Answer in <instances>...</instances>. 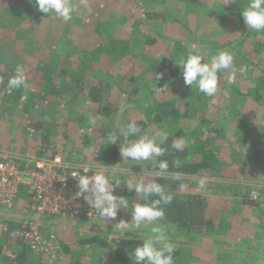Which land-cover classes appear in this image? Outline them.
<instances>
[{
    "label": "trees",
    "instance_id": "trees-1",
    "mask_svg": "<svg viewBox=\"0 0 264 264\" xmlns=\"http://www.w3.org/2000/svg\"><path fill=\"white\" fill-rule=\"evenodd\" d=\"M78 1L69 0L77 6L73 14L77 22L74 19L64 22L54 14L39 12L35 0H0V118L8 125L20 126L17 131L0 133V149L15 148L20 136L41 135L40 146L48 152L52 138L50 132L45 133V127L51 126L57 114L63 116L60 127L66 126V132H71L63 133L60 141L67 142L72 132H80L91 146L86 150L92 160L119 169L126 165L119 154L120 141L106 145L105 138L111 131L118 132L122 125L135 120L142 134L151 136L153 131L160 130L168 133V141L162 145L168 152L159 158L169 162L168 173H212L225 177V170L242 174L244 167L232 168L217 145L220 138L232 137L238 124L245 122L243 134L254 131L257 138L247 145L250 161L264 171V111L261 117L256 115L258 111L254 112L264 104V32L248 30L244 23L242 11L249 0H231L227 7L219 6L220 0H198L207 4H201L203 9L209 6L210 11L201 13L198 22L191 25L178 19L171 21V35L148 25L169 20L166 9L157 0ZM153 4L159 9L155 10ZM125 10L139 19L141 28L131 32L117 22L114 24L113 17L121 16ZM219 18L225 23L221 21V24ZM54 29L66 31L65 42ZM193 44L197 45L195 49L191 48ZM67 45L71 49L65 51ZM220 50H227L233 56L235 82L228 84L231 71L223 73L215 97L199 93L195 86L193 89L186 86L177 65L179 61L194 51L206 53L205 60L210 63ZM17 67L24 68L28 88L9 93L7 82ZM117 73L123 77L121 80L117 79ZM159 73L163 74L161 79L156 78ZM139 87L145 93V108L134 98ZM156 87L163 90L157 92ZM131 109H140L144 115L128 117ZM74 115L77 118L71 119ZM226 124L233 130L227 131ZM177 137L185 139L183 152L171 148L172 140ZM173 161H178L179 166L174 167ZM154 166L158 171L155 161ZM153 180L175 197L165 206L166 218L162 223L172 227L175 241L180 237L188 240L177 246L174 264H199L194 247L203 239L247 237L240 207L261 211L264 204L261 196L251 199L244 195L241 205L221 209L200 194L170 191L167 177ZM23 189L26 190L21 189V198ZM119 191L115 190L113 195L120 197ZM20 229L21 225L14 221H0V264H47L49 259L32 250L18 235ZM70 241L61 239L63 252L70 255L69 264H83L88 251L92 252L88 264H135L129 253L143 243V239L130 237L109 241L97 233L71 237ZM238 264L250 263L242 260Z\"/></svg>",
    "mask_w": 264,
    "mask_h": 264
},
{
    "label": "rangeland",
    "instance_id": "rangeland-1",
    "mask_svg": "<svg viewBox=\"0 0 264 264\" xmlns=\"http://www.w3.org/2000/svg\"><path fill=\"white\" fill-rule=\"evenodd\" d=\"M75 1V0H71ZM78 1V0H77ZM82 0H79L80 2ZM197 1V2H196ZM229 0H220L219 6L229 5ZM160 7H164L166 9V15L169 17V20H164L160 22H149L148 25H151L152 29L159 30L161 33L165 34H172V25L170 24L171 21L178 19L179 21L186 23L188 25L194 24V22H198V17L202 15L201 13L207 14L210 11L209 9H203L202 5H207L204 3H199L198 0H157L156 2ZM228 3V4H227ZM157 4H153V8L158 10L159 7ZM227 4V5H226ZM223 10V9H221ZM219 12H221L218 9ZM225 11V10H223ZM224 13V12H223ZM132 14V16H131ZM121 16H114V24L116 22L119 26L128 28L131 32L141 28V22L139 19L135 17V15L130 10H125ZM132 18H131V17ZM76 21V18H73ZM171 19V20H170ZM219 22L221 24L225 23L221 18H219ZM80 21V20H79ZM223 23H222V22ZM77 22V21H76ZM219 24V23H218ZM53 26V25H52ZM54 27V26H53ZM117 27V25L115 26ZM178 30L181 29V26H178ZM55 28V27H54ZM144 28V27H143ZM175 28L174 30H176ZM58 29H54L58 38H63L65 42L66 38V31H57ZM176 37V34H175ZM71 47L69 45L66 46L65 51L70 50ZM133 57L134 52H132ZM117 75V79H122L121 74ZM93 82V81H91ZM140 89V90H139ZM136 95L134 96L135 100L141 104L142 108L147 106L145 102V93L139 87ZM141 95V97H140ZM261 106V105H260ZM130 114L128 117H132V114L137 116H143V111L140 109H131ZM258 111L256 115L262 116V112L264 111V104H262V108H258L254 110V112ZM63 116H58L57 114L51 121V126L45 127V133L48 134L50 132L52 143L49 144L48 152L45 151L41 146V135H37L35 137L29 136H20L17 138V145L13 149H6L4 151L12 152L19 155H38L40 152L45 153H52L55 152L58 155L62 156L66 161H69L75 165L80 166H88L90 168H94L96 166H101L92 160V155L87 153L89 147H91L88 142L85 140L84 134L80 132H72L71 139L67 142L60 141L59 137L64 135L63 133L66 132V126L60 127V123L63 122ZM77 118L74 115L71 119ZM59 124V127L57 126ZM20 127V126H19ZM18 126L8 125V123L2 121L0 118V133L3 130L11 133L12 131H17L19 128ZM226 130L230 131L233 130L231 125H225ZM246 129L245 122H240L238 127L234 129V133L231 134L232 137L220 138V142L217 145V149L222 152V155L230 160L231 167L239 169V167H244V172L241 174L240 172H229V170H225V177L215 176L217 174H199V175H183V174H175V173H163L160 175H156L157 171L155 170L154 161H132L131 159L125 160L126 164L125 167L119 168L115 170L117 173H106L105 175L109 176V178L114 179L118 183V191L120 192L121 196L128 200V208L121 209L118 212V215L115 219L112 220H90V219H70V218H57L54 216H46L40 217L39 219L36 215L30 216L31 213L28 211L26 207V190L23 189L22 199L24 198L25 201L18 200L13 207L12 210H5L0 209V218H4V213L6 215H11L10 217H14V221H19L23 216L25 211L29 213L27 220L23 223L22 226L25 225L26 221L31 222H38L39 231H41L46 238L55 239L54 250L59 245L60 250L58 249L55 253L50 254H40L46 260H48L49 264H69L70 262V255L66 254L62 250L61 246V239L62 241L65 240L68 242L70 241L71 237L75 239L77 237H84L85 235H92V234H100L106 237L109 241L112 239H119L121 237H130V238H138L144 239L150 233V225L144 224L141 226L140 229H135L132 227L133 225V217L131 214V210L135 203H143V199L137 195L134 189L130 190L125 185V182L128 179H131L133 183H136L139 180H143L144 182H148L153 180L155 177L164 176L170 179L167 186L170 191L177 192V193H196L206 197L212 204L220 206V208H230L232 206L237 205V203H241V197L244 195L248 198L254 199V192L260 193L262 198L261 202H264V171L255 167L249 158L248 155V143H254L257 138L254 134V131H250L247 134H243L242 130ZM239 130V132H237ZM262 131V129H261ZM157 131H153L152 133L155 134ZM69 132L68 134H70ZM152 134V135H153ZM264 137V136H263ZM15 140V138L12 140ZM66 144V145H65ZM21 146V147H20ZM20 147V148H19ZM86 147V148H85ZM250 147V146H249ZM59 149V152L57 151ZM2 150V149H0ZM86 150V151H85ZM61 151L63 153H61ZM85 151V152H84ZM240 154V155H239ZM118 168V167H116ZM229 172V173H228ZM232 173V174H231ZM233 175V177L231 176ZM230 177H238L234 179H230ZM202 178H206L207 183L206 185L201 188L199 186V181ZM126 193H123V192ZM23 205V207H22ZM25 205V206H24ZM241 205V204H239ZM242 209V224L248 230L247 237H240L238 240H227L220 238V240H216L214 238H206L201 239L202 241L197 242V245L194 247L195 257L199 264H238L242 260L249 262L250 264H264V204L261 206V211L257 208L248 207V206H241ZM1 211L3 214H1ZM33 218V219H32ZM121 220L127 221L130 225L128 230L122 232L117 225ZM4 221V220H0ZM166 230L170 239L179 246L180 243H188V240L180 237L178 239H173V235L175 232L172 230V227L166 226ZM44 229L43 231L41 230ZM51 238V239H52ZM225 239V240H224ZM68 242V243H69ZM185 243V244H186ZM73 250L75 249L74 245L70 244ZM77 249V248H76ZM92 252H86V255L83 259V264H88L91 262ZM241 260V261H240Z\"/></svg>",
    "mask_w": 264,
    "mask_h": 264
},
{
    "label": "clouds",
    "instance_id": "clouds-1",
    "mask_svg": "<svg viewBox=\"0 0 264 264\" xmlns=\"http://www.w3.org/2000/svg\"><path fill=\"white\" fill-rule=\"evenodd\" d=\"M230 2L231 0L228 3ZM35 5L39 12L46 15L54 14L64 22L71 21L73 14L77 12V6L71 5L69 0H35ZM242 17L248 30L264 32V0H249L242 11ZM196 47L195 44L191 45L192 49ZM205 55L206 53L189 51L187 57L182 58L176 64L182 70L186 86H191L192 89L195 86L199 93L207 97H215L220 91L219 82L223 73L231 71L232 75L228 77V84L235 82L236 69L233 66V56L227 50H220L212 56L209 63L205 60ZM202 61L206 62L202 63ZM162 76L163 74L159 73L156 78L161 79ZM20 88H28L23 67H17L15 75L7 82L9 93ZM155 90L159 92L163 89L156 87ZM224 95L227 96L228 92L225 91ZM212 102L215 103V99ZM118 141H120L119 154L123 160L155 161L158 169L156 175L169 172V162L159 159L168 152L166 147H162L168 141L166 131L160 130L151 136L142 134V129L137 122L130 120L122 125L118 132L111 131L105 138L106 145H116ZM185 143L183 137H177L172 140L171 148L177 152H183ZM173 166L178 167L179 162L173 161ZM89 171L88 166H82L84 174H81L79 170L70 173L71 177L77 178L78 181L76 196L84 197L104 221L115 219L119 210L128 208V200L113 195L115 187L103 170H96L91 175L87 174ZM206 183V178H202L199 186L203 188ZM125 185L130 190L134 189L139 197L147 201L134 204L131 210L132 227L140 229L144 224L151 226L150 233L143 239L142 246L135 247L133 252L129 253V258L133 259L135 264H142V262L143 264H174L177 245L170 239L162 223L166 218L165 206L173 202L174 194L167 192L164 186L155 180L148 182L139 180L133 183L131 179H128ZM85 193L88 195L85 196ZM117 227L124 232L129 229L130 225L127 221L121 220Z\"/></svg>",
    "mask_w": 264,
    "mask_h": 264
},
{
    "label": "built area",
    "instance_id": "built-area-1",
    "mask_svg": "<svg viewBox=\"0 0 264 264\" xmlns=\"http://www.w3.org/2000/svg\"><path fill=\"white\" fill-rule=\"evenodd\" d=\"M89 169L88 175L96 170L113 175L118 168L101 165ZM74 170L84 174L82 166L66 161L58 154L24 156L0 150V209L12 210L19 200L21 189L25 188L26 207L38 218L54 216L74 220H103L84 197L76 196L78 181L70 175ZM110 180L117 191L118 183L112 178ZM259 197L260 193L254 192V198ZM37 224L38 222L26 221L18 235L38 254L60 250L59 245L54 250L55 239L52 236V239L44 237Z\"/></svg>",
    "mask_w": 264,
    "mask_h": 264
},
{
    "label": "crops",
    "instance_id": "crops-1",
    "mask_svg": "<svg viewBox=\"0 0 264 264\" xmlns=\"http://www.w3.org/2000/svg\"><path fill=\"white\" fill-rule=\"evenodd\" d=\"M42 155V154H41ZM19 199L20 200H22V202H24L25 201V199H22L21 197H19ZM25 206V205H24ZM22 207H23V205H22ZM1 214H3L2 213V211H1ZM4 218H0V220H7V221H14V217H10L11 215H6L5 213H4ZM28 216H29V213H27L26 211H25V213H23V216L20 218V219H18L19 221H22L23 223L25 222V220H27V218H28ZM31 217H32V214L30 215ZM38 218V217H37ZM33 219V218H32ZM39 219V218H38ZM14 222H16V221H14ZM22 222H16V223H18V224H20L21 226L23 225V223ZM47 264H49V263H47Z\"/></svg>",
    "mask_w": 264,
    "mask_h": 264
}]
</instances>
